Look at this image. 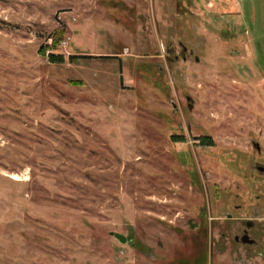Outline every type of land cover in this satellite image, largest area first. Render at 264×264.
<instances>
[{
  "label": "rangeland",
  "instance_id": "1",
  "mask_svg": "<svg viewBox=\"0 0 264 264\" xmlns=\"http://www.w3.org/2000/svg\"><path fill=\"white\" fill-rule=\"evenodd\" d=\"M179 1L0 0V264H264V0Z\"/></svg>",
  "mask_w": 264,
  "mask_h": 264
},
{
  "label": "flooded vegetation",
  "instance_id": "2",
  "mask_svg": "<svg viewBox=\"0 0 264 264\" xmlns=\"http://www.w3.org/2000/svg\"><path fill=\"white\" fill-rule=\"evenodd\" d=\"M182 1L183 0L179 1L178 9L180 8ZM192 5L193 4H191V0H189V4H188L189 11L188 10L184 11V15H182V13H180V11L178 10V12H179L178 15L181 16V20L184 19V18H187L188 20H191L192 21V25L194 27V30H192L190 28V25H186V22H182L181 23L182 24L181 27H180L181 28V32H180L181 40L179 41V43H181L183 45V46L181 45L182 46L181 49H183L182 53L185 54V56L187 54L196 53L197 50H199L201 48L200 44H201V41H202V39L200 38V36L197 33V26L194 23V19L190 15V14H193V12H191L192 11L191 8H193ZM183 9H184V7H183ZM189 48H190L189 51H191V52L188 53L187 49H189ZM188 127H189V132L192 131V123L188 122ZM195 141L198 142L200 140H195ZM175 143H177V144L178 143H184V141L181 138V140H179V141L177 140ZM255 146H257L258 151H260V146L258 144H255ZM247 166H248L249 170L252 169L259 176H261L264 173V167H261V166L256 165V164L251 166L250 163ZM235 208H239V206H236ZM254 226L255 225H254L253 222H245V226L244 227H246L247 229H244L243 230V235L242 236H237L235 238V241L236 242L242 241L244 244L253 243L252 240L249 237L248 231L250 229H252Z\"/></svg>",
  "mask_w": 264,
  "mask_h": 264
},
{
  "label": "water",
  "instance_id": "3",
  "mask_svg": "<svg viewBox=\"0 0 264 264\" xmlns=\"http://www.w3.org/2000/svg\"><path fill=\"white\" fill-rule=\"evenodd\" d=\"M115 235V238L118 239L121 243H126L127 242V239L119 234H114Z\"/></svg>",
  "mask_w": 264,
  "mask_h": 264
},
{
  "label": "trees",
  "instance_id": "4",
  "mask_svg": "<svg viewBox=\"0 0 264 264\" xmlns=\"http://www.w3.org/2000/svg\"><path fill=\"white\" fill-rule=\"evenodd\" d=\"M262 56V55H261Z\"/></svg>",
  "mask_w": 264,
  "mask_h": 264
}]
</instances>
